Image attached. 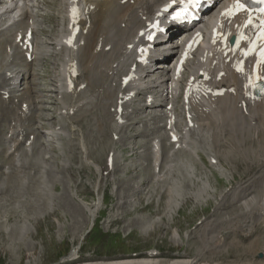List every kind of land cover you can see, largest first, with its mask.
I'll list each match as a JSON object with an SVG mask.
<instances>
[{
  "label": "rangeland",
  "instance_id": "obj_1",
  "mask_svg": "<svg viewBox=\"0 0 264 264\" xmlns=\"http://www.w3.org/2000/svg\"><path fill=\"white\" fill-rule=\"evenodd\" d=\"M54 4L53 12L62 7L59 5V0H55ZM57 21L61 23L60 16L56 18L55 24ZM60 31L61 28L55 33ZM93 72L96 73L94 74L97 82L102 81L103 70L101 69L100 72L93 68ZM39 76L41 94H49V102L47 105L44 104L49 107V110L42 114L45 119L36 123L40 129L39 139L32 146L20 147L14 155H10L5 151L6 147L11 143L12 134L15 135L22 128L23 119L14 117L6 124L5 132L0 134V162L3 163L0 168V193L2 194H0V264H61L65 259L74 258L76 252L79 260L92 257L106 261L122 254L142 251L156 252L157 250L160 255L156 257L171 259L170 257L176 254L194 253L197 240L195 234L200 232L197 227L201 225L197 223L201 218L207 221L214 220L213 218L216 217L224 225L231 224L234 217L230 211L234 208H227L224 211L214 209L229 182L233 178L240 181L246 177L247 166L244 160L252 159L246 157L249 155V150L244 149L243 159H240L242 156L236 153H234L236 157H230L229 161L238 160L235 173L232 170L229 171L235 163L224 162L226 159L224 155H231L232 152H228L226 148L223 155L219 152L224 150L220 149V145L212 152L220 160L221 168L216 167L217 170L209 165L211 168L203 165L205 156L208 155L205 150L200 151L199 158H188L184 154L177 155L175 183L178 201L175 205L180 206V209H174L175 211L163 216L157 215L154 207H151L149 211H131L133 201H137L136 197L140 192L143 193L142 189L150 182L147 170L139 161L138 152L143 153L144 148L139 147L137 151H132L129 144L125 147H115L111 143L108 132L111 124L110 116L101 107L102 98L94 86L79 93L75 115L71 119H66L58 112L63 105L70 103V99L64 96L60 101L57 95L50 90L52 89L51 83L56 76L51 63L49 73L44 70L39 71ZM30 79L32 76H29ZM142 98L143 96L139 97V99ZM8 112H10L8 108L0 110V118L5 119ZM69 120L81 130L85 147L93 146L92 150L97 148L98 151L100 149L98 147L104 141L110 142L107 149L99 151L97 155L93 154L92 157L97 160L96 163L103 166L109 149L115 150L118 167L114 173H117L120 181L121 178L124 179L123 183L118 184L116 181V184L108 185L104 182L97 184L93 168L100 170L101 167L99 169L87 156L83 159L84 155L74 139L78 136V131L71 130ZM127 125L124 131L125 143L134 139L132 136L136 130L135 118H131ZM246 141V144L249 143V138ZM227 143L224 141L223 147ZM248 148H255L253 152L255 153L257 144H249ZM191 162L197 165V170ZM136 165L141 167L137 166V169L132 171L131 168ZM138 179L148 180V183L144 184L140 190L134 188L138 194L134 198L135 191L132 190V181ZM126 185L131 188L126 190ZM122 191L127 192L129 196L120 194ZM117 196H124L125 204L117 199ZM189 196L194 200L181 205L182 198L186 199ZM101 197L105 202H102L104 200ZM127 197L132 198L133 201L127 200ZM95 200L100 212L96 215L95 226L97 227L93 230L94 235H88L93 217H87L89 210L86 207L93 204ZM104 203L106 205H103ZM137 206L141 207L142 204ZM75 207L80 212H75L73 210ZM112 220H117V222H112L115 225L111 224ZM238 233L244 234L241 231ZM222 236L223 239H231L226 231ZM261 239L264 241V233L261 234ZM242 240L246 242L245 238ZM225 252L220 255L223 261L232 260L234 257L233 260L240 257L239 260H241L246 257L245 254L237 256L235 251L233 258L226 257Z\"/></svg>",
  "mask_w": 264,
  "mask_h": 264
},
{
  "label": "bare ground",
  "instance_id": "obj_2",
  "mask_svg": "<svg viewBox=\"0 0 264 264\" xmlns=\"http://www.w3.org/2000/svg\"><path fill=\"white\" fill-rule=\"evenodd\" d=\"M87 1H89V0H87ZM132 1H133L132 3H130V0H127L124 3H122V0H93V1H90V3H93L92 5H94V8H93V10L89 11V17H90V19H91V17L95 18L96 30H94V33H93L90 41L88 39L87 34L83 35L82 36V38L84 40L83 46L79 45L77 47V51L82 49L81 53L83 52V56L85 57L86 60H88L89 58H92V56L97 53L98 45H100V49H99L98 53L111 55L113 57L112 58L113 61L119 60L120 57H119L118 53L125 52L126 51V45L128 43H131L132 40H134L135 34L137 33L140 26L143 24V20H142L143 17L148 16L151 13L152 8L159 5L164 0H132ZM46 3L47 2H43L42 4L45 5ZM97 8H98V10H96ZM106 17H109L111 20L115 21L116 23H119L120 25L122 23H124V28L122 30L123 33L117 41V46H118L117 50L115 49V41H113L111 39L109 32H106L104 30V23H105ZM89 31L92 32L91 20H90V25H89L87 32H89ZM95 37L97 39H96V42H95L93 49L91 50V48H90L91 43ZM5 38L6 37H3V39H5ZM108 45H110V49H109V51H105V47ZM74 51H75L74 49L69 50L67 58H71V57L74 58V53H75ZM173 53H175V52H173ZM16 56H18V53H16ZM57 57L58 56H56V58ZM53 58H54V56H53ZM65 64L66 63H64L63 65H65ZM0 67L1 68L5 67V63L3 62V54L2 53H0ZM156 68H159V66ZM153 71L154 70L147 71L145 73L144 77L149 78L154 73L160 74V76H164L163 72L165 71V69L160 68L159 71L154 72V73H153ZM99 77H100V75H99ZM157 78L158 77H155L154 79L157 80ZM166 81L167 80L162 79L159 82V84L162 85V91L163 92L167 88V86H165ZM154 82L155 81H153L151 79H147L145 82L146 85L143 87V89H145V90H140L138 92L144 93V94L149 93V90L151 88L153 89L154 87H156ZM236 84H238V86H239V82H238L237 78L235 77L233 79V85H236ZM118 88L120 89L119 86H118ZM32 92H33V90L31 88V86H28L27 90L25 92L26 100L29 101L31 99ZM149 96H146V98H148ZM97 97H99V96H97ZM163 101H164V99H162V102ZM22 102H26V101L23 99ZM3 103L4 102L1 101V105ZM154 106H155L154 103L151 102L149 104V106L147 104H143L140 108L135 107L134 113L139 112L140 115L142 114V116H137L136 118L145 117V114L143 115V113H145V111H146L145 108L149 107L152 109V108H154ZM257 107L260 108L259 104H257ZM194 111L197 113V117H199V119L196 118V122L198 123V125L209 123L210 125L220 127L221 129H223V127L225 126V124L218 123L215 119H213L211 121L210 114L207 111H205L203 109V106L199 103L194 104ZM152 112L153 111L150 110L149 112H147V114L155 115V113H152ZM252 117H255L257 119L258 115L253 114ZM29 120H31V117H29ZM151 121L153 123V122H155V119L151 118ZM138 122H140V121H138ZM231 125H232L231 127L226 128L228 133H227L226 137H224L222 142H220V149L223 148L224 150L223 151L220 150L219 152L224 155L226 148H228V152H232L231 155L229 154L230 156L224 155L226 157L224 162L227 161L228 163H235L236 165L233 164L231 166V169L229 168V171L232 170V171L236 172L238 160L229 161L230 157L231 158L236 157L234 153H236V155H238V156L240 155V157L242 156V158H240V159H243V152H244V149L246 148L247 150H249L248 152L250 155V156L249 155L246 156L247 158H252V159L255 158L256 159L260 156H264V125H262L261 127L256 126L253 128V127H250L251 124H247V123H244L242 121L231 122ZM143 126H144L145 131H139L137 133V135H142L146 131L149 132L153 128V127L151 128V126H148L147 124L146 125L143 124ZM122 127H123V125H122ZM136 130H138V129H136ZM248 138H249V143L246 144V142H247L246 140ZM224 141H226L228 143L226 146L224 144V147H223ZM130 143L131 142H128V144H130ZM253 143L257 144V150L255 153H253L255 148H253V149L248 148V145L249 144L252 145ZM133 144L135 145V147H133V148L141 146V147H144L145 149H147V147H148L147 142L142 141V140L138 141V142H133ZM244 144H246V145H244ZM97 146H99V144ZM97 146L95 145V147H97ZM108 146H110V142L104 141V143L100 147H98V148H100L98 151L96 150L97 148L92 150L93 146L90 148L86 147L85 152L82 154L85 156V158L87 156V158L91 159L92 163L96 164L97 167H99V169H100L101 165L96 163L97 160H95V158H93L92 155L93 154L97 155V153L99 151H103L105 148L107 149ZM214 146H218L217 142L214 144ZM165 148H166V143H163L162 149L165 150ZM233 149H235L234 152H233ZM86 151H87V153H86ZM100 153L97 156L98 158L100 156ZM142 155H144V154H142ZM83 159H84V157H83ZM176 161H177V158H176ZM191 164L197 170V165L194 162H191ZM263 166H264V162H261L260 168H262ZM93 169L96 170L95 168H93ZM161 169H163V167L162 168L160 167L159 171H161ZM174 172H175V169H174ZM161 183L165 184V183H167V181L165 180L163 182H159V184H161ZM147 186H149V185H147ZM176 188H177V185H176V183H174L172 186V191H171V196H172L171 197L172 198L171 204H170V201L168 199V188H166L162 185H159L158 188H153V191L146 196V198H148V200H149L147 205L142 206L140 208L137 207L134 210H142V209L148 208V207L152 206L154 201H156L158 203V206L156 208L157 214H160L161 212H163V209L165 208V206L169 207L167 213L172 212L175 209L173 203L175 202V198H176ZM124 196L117 198L120 201L123 200L122 201L123 204H125V200H124L125 197ZM143 196L144 195L142 193V194H140L139 198L137 196L136 199H139V201H141ZM2 198H4V197H2ZM102 199H104V198H102ZM97 200H99V197H97ZM193 200H194V198L191 196L187 197L186 199L184 197L182 198V202L193 201ZM34 204H36V203L34 202ZM95 204H96V207H95ZM97 204L98 203H96V200H95V202H93V204L87 205V207H86L89 210V214H87V217L88 216L93 217V222L96 220V217H97L96 215L99 212L98 208H97ZM170 205H171V207H170ZM75 206H77V205H75ZM227 207L228 208H234V210L230 211V212H232V216L234 217V218L232 217L233 220L231 221V224L224 225L221 223L219 218H216V217L213 218L214 220H211V221L208 220V221L204 222L201 226H199L200 227V235L197 236L196 249L194 250L193 254L185 252L187 254V257H179L176 259H173V258L163 259V258L155 257L153 255H148L144 258H141L140 256L133 257L130 255H123V256H113L112 259H109L106 261L93 259L92 257H89V258L84 259V260L80 259L81 262H76L72 259L65 261L66 260L65 259L64 262L61 264H264V260L255 259V257H256L255 253L260 252V250L263 249V247H264V242L262 244H260L262 242V240L260 239L261 238L260 234L256 230V232L254 234L250 231V233L247 235V232L251 229V227H252L251 224L254 221L263 217V222H264V216H262L264 213V167L259 171V173L257 175L251 177L248 180L242 179L240 181V185L235 186L233 190L223 194L221 201L217 203V205L215 206V209H216V211H219V210L225 209ZM73 210L77 213L80 212L79 209L76 207L73 208ZM235 212H237V213H235ZM112 222H117V220H112L111 224H112ZM151 222H152V220H151ZM262 224H264V223H262ZM12 225H14V224H12ZM123 225H126V224H123ZM246 226H248V227L250 226V229L246 230V231L244 230L245 232L243 234L244 236L247 235L246 236V239H247L246 243H244L240 238L238 240H231V241H226V239L223 240L221 238V236L223 235V233L225 231L227 233H229V237H230V235H231V237H233V235H234V237H236V236L238 237L239 236L238 231H243V229ZM262 226L263 225H261L260 227H262ZM77 227H80V226L77 225ZM198 237H200L199 240H198ZM224 251H226L225 252L226 257H232L234 251L237 252V254H236L237 256L240 257L241 254L242 255L245 254L246 257L244 259H241V260H239L241 257L238 259L236 258L235 260H233L235 257L234 258L232 257L233 258L232 260L223 261L220 259V255ZM74 253H75V250H74ZM71 258H73V257H71ZM262 259H264V257H262Z\"/></svg>",
  "mask_w": 264,
  "mask_h": 264
},
{
  "label": "snow or ice",
  "instance_id": "obj_3",
  "mask_svg": "<svg viewBox=\"0 0 264 264\" xmlns=\"http://www.w3.org/2000/svg\"><path fill=\"white\" fill-rule=\"evenodd\" d=\"M255 2H257V3H264V0H255ZM237 7L243 8L244 6L242 4L237 3ZM262 11H264V9H262ZM262 91H264V89H262Z\"/></svg>",
  "mask_w": 264,
  "mask_h": 264
}]
</instances>
